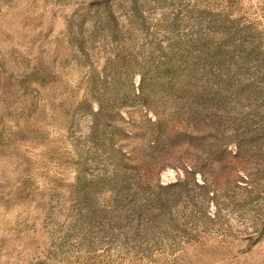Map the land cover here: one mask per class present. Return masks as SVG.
Returning a JSON list of instances; mask_svg holds the SVG:
<instances>
[{
	"label": "rangeland",
	"instance_id": "1",
	"mask_svg": "<svg viewBox=\"0 0 264 264\" xmlns=\"http://www.w3.org/2000/svg\"><path fill=\"white\" fill-rule=\"evenodd\" d=\"M0 264H264V0H0Z\"/></svg>",
	"mask_w": 264,
	"mask_h": 264
}]
</instances>
